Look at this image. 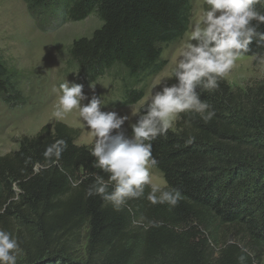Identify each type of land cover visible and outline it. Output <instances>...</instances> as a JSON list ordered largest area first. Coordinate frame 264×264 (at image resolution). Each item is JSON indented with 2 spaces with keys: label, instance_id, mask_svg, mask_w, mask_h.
I'll list each match as a JSON object with an SVG mask.
<instances>
[{
  "label": "trees",
  "instance_id": "trees-1",
  "mask_svg": "<svg viewBox=\"0 0 264 264\" xmlns=\"http://www.w3.org/2000/svg\"><path fill=\"white\" fill-rule=\"evenodd\" d=\"M23 1L29 15L47 25L57 18H100L101 28L73 42L69 56L85 86L113 69L125 72L130 84H123L117 108L144 99L150 80L168 64L163 47L185 36L192 16L190 0ZM201 99L215 110L212 121L181 114L166 137L152 141L164 188L183 194L172 209L151 205L150 187L145 198L129 201L131 213L114 211L98 196L86 198L90 173L100 170L93 167L92 146L78 145V129L57 122L21 137L15 152L0 157V229L17 232L25 263L75 264V247L85 243L86 264H208L204 236L214 221L242 229L264 247V83L234 89L222 79L218 90L202 92ZM0 100L10 108L27 102L2 62ZM190 136L195 139L189 144ZM57 139L66 140L67 149L58 164L48 165L43 153ZM75 180L83 182L74 188ZM141 216L160 226L134 225ZM233 255L230 248L223 251L217 264H238Z\"/></svg>",
  "mask_w": 264,
  "mask_h": 264
},
{
  "label": "clouds",
  "instance_id": "clouds-1",
  "mask_svg": "<svg viewBox=\"0 0 264 264\" xmlns=\"http://www.w3.org/2000/svg\"><path fill=\"white\" fill-rule=\"evenodd\" d=\"M206 4L188 41L178 52L171 72L174 81L157 77L151 94L140 101L142 110L133 113L131 122L129 114L115 107L103 110L102 94L98 95L91 85V95L85 94L83 84L68 80L54 89L57 96L52 118L63 121L76 110L94 137L90 155L94 158L93 167L100 172L90 173L92 183L86 189V198L98 196L114 211L128 208L131 213L129 201L145 198L146 187H150L146 199L151 205L175 208L183 199L181 190L153 183L151 169L158 166V161L152 153V141L166 137L181 114L199 116L205 124L212 121L216 112L201 99V93L218 90L220 81L245 54L251 53L256 66L264 70V0H206ZM253 44L261 51L254 52ZM194 139L190 136L186 142L190 144ZM66 149L64 139L47 146L43 153L47 164H58ZM82 182L75 180L72 186L78 187ZM145 220L141 216L132 223L145 230L160 226V222ZM22 251L18 239L0 229V264H17ZM237 259L238 264H246L245 255Z\"/></svg>",
  "mask_w": 264,
  "mask_h": 264
},
{
  "label": "rangeland",
  "instance_id": "rangeland-1",
  "mask_svg": "<svg viewBox=\"0 0 264 264\" xmlns=\"http://www.w3.org/2000/svg\"><path fill=\"white\" fill-rule=\"evenodd\" d=\"M190 3L192 16L189 30L181 40L163 47L162 59L168 61V64L150 80L145 97L151 94L157 77H166L168 81L171 79L180 48L188 41L194 24L207 8L206 0H190ZM46 23L43 18L29 15L23 0H0V62L14 72L17 85L27 100L26 105L18 108H10L0 100V157L15 152L21 137L35 136L44 126L57 122L81 131L78 145L93 146L94 137L80 121L76 110L67 114L63 121H55L51 112L57 96L54 89H58L65 80L83 84L78 80L76 67L70 61L71 45L81 38L90 37L101 28L102 21L93 14L81 22H63L57 18L50 25ZM224 79L232 88L242 89L254 83H264V70L257 67L252 58L243 56ZM125 83L130 84L125 72L116 68L91 86L96 88L98 95L102 94L103 110L109 111L115 107L121 113L129 114L131 122L133 113L139 112L141 105L117 108ZM84 92L91 95L89 86L84 85ZM151 173L153 183L163 188L165 181L162 174L154 168ZM209 228L204 236L208 264H217L221 253L229 248L234 251V262H238V256L243 254L247 259L246 264H264V247L253 243L242 229L218 221L211 223ZM13 236L18 239L16 231ZM242 249H247V252ZM25 258L23 250L17 264H26ZM72 260L75 264H86L85 243L75 247Z\"/></svg>",
  "mask_w": 264,
  "mask_h": 264
},
{
  "label": "crops",
  "instance_id": "crops-1",
  "mask_svg": "<svg viewBox=\"0 0 264 264\" xmlns=\"http://www.w3.org/2000/svg\"><path fill=\"white\" fill-rule=\"evenodd\" d=\"M165 186H166V184H165ZM165 186H164V187H165ZM164 187H163V188H164Z\"/></svg>",
  "mask_w": 264,
  "mask_h": 264
}]
</instances>
